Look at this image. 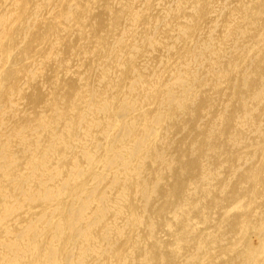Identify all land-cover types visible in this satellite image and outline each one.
<instances>
[{"label": "bare ground", "instance_id": "obj_1", "mask_svg": "<svg viewBox=\"0 0 264 264\" xmlns=\"http://www.w3.org/2000/svg\"><path fill=\"white\" fill-rule=\"evenodd\" d=\"M0 264H264V0H0Z\"/></svg>", "mask_w": 264, "mask_h": 264}]
</instances>
